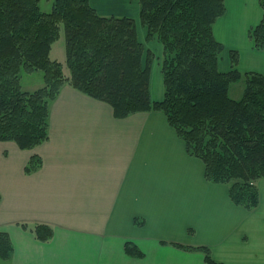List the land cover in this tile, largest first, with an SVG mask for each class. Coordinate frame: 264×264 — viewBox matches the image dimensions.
I'll use <instances>...</instances> for the list:
<instances>
[{"label": "crops", "instance_id": "crops-1", "mask_svg": "<svg viewBox=\"0 0 264 264\" xmlns=\"http://www.w3.org/2000/svg\"><path fill=\"white\" fill-rule=\"evenodd\" d=\"M89 3L101 16L140 24L139 0ZM261 17L259 0H225V14L213 26L223 46L221 72L229 70L234 50L237 70L264 74V52L248 37ZM146 50L155 60L162 54L157 44ZM149 93L152 101L163 99L156 61ZM105 105L64 85L57 138L48 130V140L24 157L0 149V232L13 246L10 264H205L202 253L174 245L207 248L220 264H264V179L256 183V209L236 206L227 185L206 181L204 164L187 154L162 113L117 120ZM32 156L41 166L26 172ZM21 224L48 225L53 238L40 243ZM127 243L143 258L129 257Z\"/></svg>", "mask_w": 264, "mask_h": 264}, {"label": "trees", "instance_id": "trees-1", "mask_svg": "<svg viewBox=\"0 0 264 264\" xmlns=\"http://www.w3.org/2000/svg\"><path fill=\"white\" fill-rule=\"evenodd\" d=\"M41 0H0V142L32 150L49 138V104L69 85L107 104L113 118L162 113L189 156L204 164L206 181L228 186L230 200L247 211L259 205L256 183L264 179V74L237 70L238 53L230 51V69H218L223 46L213 34L225 14V0H139V21L146 40L163 47L161 74L164 95L149 93L154 55L140 42L135 21L101 16L89 0H53L49 13ZM260 22L248 37L264 52V0ZM63 26L66 65L49 58ZM41 71L44 86L25 92L20 73ZM244 82L241 99L229 96L230 86ZM41 166L32 156L26 172ZM1 200V194H0ZM21 227L40 243H49L48 225ZM174 247L203 254L205 264H220L204 247ZM125 253L143 254L127 243ZM13 246L0 232V264H10Z\"/></svg>", "mask_w": 264, "mask_h": 264}, {"label": "rangeland", "instance_id": "rangeland-1", "mask_svg": "<svg viewBox=\"0 0 264 264\" xmlns=\"http://www.w3.org/2000/svg\"><path fill=\"white\" fill-rule=\"evenodd\" d=\"M52 2H53V0H41L40 1L41 11L44 13H49L51 11V8H52ZM138 25H139L137 28L138 36H140V39H141L140 42L142 41L141 43L144 45L145 49H147L149 46H152L153 44H157L160 46V48L162 50L161 51L162 54H161L160 58H157L156 60L153 59V63H154V61L158 62L160 65V71H161V63L163 60V47H162V45L159 42H157L156 39H153L150 41L146 40V35H147L146 29L143 28L142 25L141 26H140V24H138ZM49 58L51 60L59 62L61 64L63 74H65L67 77L70 76V71L66 65L65 37H64L63 26H60L59 37H58V39H56L54 41V43L51 46ZM154 67H155V65L153 66V69H154ZM153 73H154V71H153ZM156 73H159V70ZM161 76H162V74H161ZM19 81H20L21 89L23 91L34 92L36 90L41 89L44 86L43 72H41V71H33V72L21 71ZM243 90H244V82L241 80L240 82L232 84L230 86L229 96L232 99L239 100L242 97ZM105 107H108V109L111 110V108L109 106L105 105ZM100 113L102 115V118L105 119L106 118L105 110L101 111ZM88 118H92V117H90V115H89ZM57 119L58 118H57V98H56L54 101H51L49 104L48 122H49V128H50L49 133H50L52 139L57 138ZM0 143L5 145V146H0V149L2 152H3V148L8 150V152H14L13 149H15L16 151H20L22 153L21 157H24L25 155H29L30 153H32L37 148V147H35L32 150H19L13 142H0ZM11 147L13 149H11ZM15 161L20 162V160L18 158H16ZM26 166H29V162L27 163ZM2 181L5 182L4 176L2 177Z\"/></svg>", "mask_w": 264, "mask_h": 264}]
</instances>
